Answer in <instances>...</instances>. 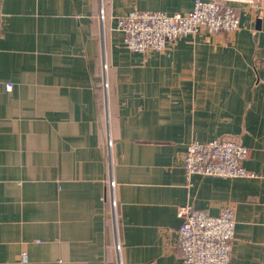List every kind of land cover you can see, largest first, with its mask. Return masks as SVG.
Segmentation results:
<instances>
[{"label": "crops", "instance_id": "1", "mask_svg": "<svg viewBox=\"0 0 264 264\" xmlns=\"http://www.w3.org/2000/svg\"><path fill=\"white\" fill-rule=\"evenodd\" d=\"M258 2L232 3L231 36L199 31L143 53L117 18L185 14L195 0H2L0 264H182L185 204L233 205L229 264H264ZM215 138L245 145L252 175L188 178V144Z\"/></svg>", "mask_w": 264, "mask_h": 264}, {"label": "built area", "instance_id": "2", "mask_svg": "<svg viewBox=\"0 0 264 264\" xmlns=\"http://www.w3.org/2000/svg\"><path fill=\"white\" fill-rule=\"evenodd\" d=\"M246 2L260 7L258 0H195L191 11L167 14L162 11L135 9L117 18L130 49L147 53L162 51L180 37L207 31L211 34L233 35L240 28V19L233 2ZM5 14L0 0V32ZM11 88L12 84H8ZM248 148L235 139L215 138L208 142L194 140L183 152L181 160L188 178L193 174L248 177L244 166ZM110 181V194L113 195ZM182 219L178 230V248L183 252L182 264H229L237 218L233 205H226L218 215L195 208L191 204L179 207Z\"/></svg>", "mask_w": 264, "mask_h": 264}]
</instances>
